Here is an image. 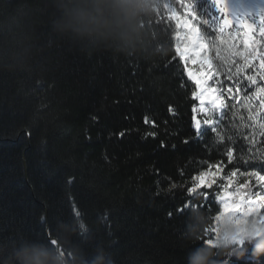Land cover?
Segmentation results:
<instances>
[{
    "label": "trees",
    "instance_id": "16d2710c",
    "mask_svg": "<svg viewBox=\"0 0 264 264\" xmlns=\"http://www.w3.org/2000/svg\"><path fill=\"white\" fill-rule=\"evenodd\" d=\"M191 2L225 97L217 128L200 135L196 87L176 53L167 6L155 24L168 51L152 60L135 49L72 48L51 32L48 0H0V227L35 232L34 213L75 205L98 224L85 247L110 243L117 264H184L188 248L212 238L213 226L200 241L185 234L210 223L203 209L219 213L217 196L230 187L225 177L236 170L248 198L264 193V183L242 175L260 170L242 160L264 161V12L236 19L217 13L212 0ZM164 3L180 8L177 0ZM29 45L39 53L21 68ZM216 165L222 175L212 188L197 187L195 177ZM185 204L195 207L185 211ZM213 251L221 264H249L231 248Z\"/></svg>",
    "mask_w": 264,
    "mask_h": 264
},
{
    "label": "clouds",
    "instance_id": "9594fccd",
    "mask_svg": "<svg viewBox=\"0 0 264 264\" xmlns=\"http://www.w3.org/2000/svg\"><path fill=\"white\" fill-rule=\"evenodd\" d=\"M48 6L51 32L72 48L89 54L99 50L127 53L135 49L152 60L167 54L165 36L155 24L167 6L164 0H48ZM38 53L29 45L18 66L30 65ZM201 215L210 223L193 232L191 238L185 234V238L200 241L213 226L212 214L203 209ZM32 218L40 226L38 231L0 227V264H117L110 243L85 247L95 238L98 224L74 207L65 213L45 206ZM215 220V242L188 248L184 264H221L213 251L220 247L231 248L238 259L246 256L249 264H264V231L252 235L237 232L231 214ZM261 227L264 229V225Z\"/></svg>",
    "mask_w": 264,
    "mask_h": 264
},
{
    "label": "rangeland",
    "instance_id": "374dc122",
    "mask_svg": "<svg viewBox=\"0 0 264 264\" xmlns=\"http://www.w3.org/2000/svg\"><path fill=\"white\" fill-rule=\"evenodd\" d=\"M177 1L180 5V8L177 9L175 6L167 5V10H168L169 18L176 24L178 29L179 35L176 36V45L179 44L181 48L185 51V49L190 43V39H189L190 31L193 26L198 27V25L196 21V16L193 12V3L191 2V0H177ZM223 3L224 5H226L224 9L228 11L230 15L233 16L239 14H247V13L251 14L252 12L255 13L264 12V0H223ZM189 12H192V15H189L188 14ZM208 53H209V49H208ZM188 66L191 67L194 72L197 71V65L196 64L193 65L189 60H188ZM202 68L203 71L201 72V74L204 72L203 65ZM212 74L213 75L211 76V79L206 78L205 86H211L219 90L218 93H220L223 98V108L222 110H220L219 108H213V106L207 102V99L205 104L202 106L200 104V101L194 97L197 101V104L195 106L197 111L194 113V116L196 120L201 122V131L205 129V121L208 122L209 128L215 130L219 124V120L225 108L224 91H222V88L219 86L218 77L217 74L215 73L214 65L212 69ZM236 95H237V91L232 90L231 96H236ZM201 107H203L204 109L203 111L200 110ZM204 173L209 174L205 177V180L212 179L215 182L217 181L218 177L222 175V171L218 165L214 166L208 171H205ZM242 175L250 176L245 174ZM224 179L225 181L228 182L230 187L226 190H222L217 196V201L220 205V211L214 217L213 227L211 229L212 238L208 241L210 245L213 244L216 239L217 226H216L215 218L218 216L220 218H223L224 216L231 214V217L233 218L234 221L233 227L239 233H248L249 235H252L255 234V231L257 229L263 230L261 225H264V209H263L264 193L262 195H259L258 197L248 198L239 191L240 186L236 185L238 179L237 174L234 177L229 176V177H225ZM254 179L258 181L257 177H254ZM258 182L264 183V181H258ZM201 187L204 186L201 185ZM219 197H224L225 198L224 201H221ZM224 202H227L229 205H238V207L235 210H232L230 208L228 211H224L223 209ZM221 213H223V215H221ZM232 247H234V245ZM220 248H226V247H220Z\"/></svg>",
    "mask_w": 264,
    "mask_h": 264
},
{
    "label": "snow or ice",
    "instance_id": "6c2138e0",
    "mask_svg": "<svg viewBox=\"0 0 264 264\" xmlns=\"http://www.w3.org/2000/svg\"><path fill=\"white\" fill-rule=\"evenodd\" d=\"M198 3V2H197ZM213 5L215 6V10L217 11V13L223 12L224 11V7L226 5H224L223 0H212ZM197 5H193V8H196ZM189 15H192V12L188 13ZM203 15H207L209 16V18L211 19L212 24H216L217 20L215 17L212 16V13H202ZM236 19H239V16H236ZM261 19L264 20V14L261 15ZM205 24H208V21H204ZM225 23H227V21H225ZM209 27H211V25H209ZM179 34L177 33V36ZM176 53L179 55V57L181 58V60L184 61V71L186 72L188 78L194 82L195 87H196V91H194L192 93V96L195 97L196 99H198L200 101V104L203 106L206 102L209 104H211L213 106V108H219L220 104H219V97L214 95L216 92H218L219 90L216 88H213L211 86H205L206 85V78L207 79H211V76H202L201 72L203 71L202 65L200 64V62H197V71H193L191 67L188 66V59L189 57H186L185 55V51L181 48V46L179 44L176 45ZM260 64L262 67H264V58H262L260 60ZM247 81L251 84H256V80L253 76H247ZM229 82H230V86L227 89V94L231 96L232 94V83H231V77H229ZM183 86V85H181ZM236 88H239V84L235 85ZM259 88V86H257ZM260 93H264V88H259ZM235 96H232V99L235 100ZM259 102L260 104L264 105V95H261L259 98ZM201 111H203V107H201L200 109ZM173 110L171 109V107L169 108V112H172ZM193 113H195L197 111V109L195 107H193L192 109ZM193 127L196 129L197 135H200L201 133V122L195 119V116H193ZM145 122L147 123V118H145ZM205 131L209 130V125L208 122L205 121ZM125 135L124 132L120 133V136L123 137ZM152 135H155V133H152ZM185 143H187V141H185ZM251 143V142H249ZM227 158L229 160V162H232L233 159V153L231 150H228L227 153ZM242 163H244L245 165H248L250 167L256 168L259 167L260 170L259 171H252L251 173H245V175H250L252 177H257L258 181H264V161H254V160H242ZM237 172L236 170H233L230 174V176L234 177L236 176ZM209 175L208 173H200V175H198L197 177H195V180L199 182V184L197 185V187L199 186H204L207 189H211L213 184L215 183L214 180L209 179V180H205V177ZM214 175V174H213ZM71 179L69 180V183H71ZM196 188H190L188 189V192L192 193L195 192ZM216 194H214L215 196ZM219 199L221 201H224V197H219ZM74 209H75V205H73ZM190 206L185 204V211H187V209ZM238 207V205H229L227 202L223 203V209L224 211H228L230 208L232 210H235ZM171 215V213L169 214ZM221 215H223V213H221ZM219 218V216L217 217Z\"/></svg>",
    "mask_w": 264,
    "mask_h": 264
},
{
    "label": "bare ground",
    "instance_id": "6f19581e",
    "mask_svg": "<svg viewBox=\"0 0 264 264\" xmlns=\"http://www.w3.org/2000/svg\"><path fill=\"white\" fill-rule=\"evenodd\" d=\"M190 43L185 49V55L186 57H189V61L194 65H197V62H200L204 66V72L201 74L202 76H212V69H213V63L208 53V46L206 42L204 41L201 31L198 27L193 26L190 31ZM214 95L218 96L220 107L219 109L222 110L223 108V98L222 95L218 92H216ZM260 231L257 229L255 231V234H259Z\"/></svg>",
    "mask_w": 264,
    "mask_h": 264
}]
</instances>
